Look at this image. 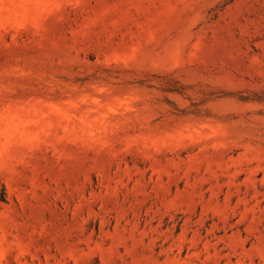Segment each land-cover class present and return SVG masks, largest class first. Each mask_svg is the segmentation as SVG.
I'll return each instance as SVG.
<instances>
[{"label":"rangeland","instance_id":"374dc122","mask_svg":"<svg viewBox=\"0 0 264 264\" xmlns=\"http://www.w3.org/2000/svg\"><path fill=\"white\" fill-rule=\"evenodd\" d=\"M0 264H264V0H0Z\"/></svg>","mask_w":264,"mask_h":264}]
</instances>
